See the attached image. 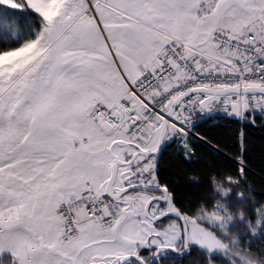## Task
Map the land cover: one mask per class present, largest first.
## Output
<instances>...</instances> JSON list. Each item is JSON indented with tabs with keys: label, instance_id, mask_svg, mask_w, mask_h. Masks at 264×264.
Here are the masks:
<instances>
[{
	"label": "snow or ice",
	"instance_id": "obj_1",
	"mask_svg": "<svg viewBox=\"0 0 264 264\" xmlns=\"http://www.w3.org/2000/svg\"><path fill=\"white\" fill-rule=\"evenodd\" d=\"M12 57L0 264H264V0H0Z\"/></svg>",
	"mask_w": 264,
	"mask_h": 264
},
{
	"label": "trees",
	"instance_id": "obj_2",
	"mask_svg": "<svg viewBox=\"0 0 264 264\" xmlns=\"http://www.w3.org/2000/svg\"><path fill=\"white\" fill-rule=\"evenodd\" d=\"M195 127H198L201 129V131H211V126L204 124L203 121L199 122Z\"/></svg>",
	"mask_w": 264,
	"mask_h": 264
},
{
	"label": "rangeland",
	"instance_id": "obj_3",
	"mask_svg": "<svg viewBox=\"0 0 264 264\" xmlns=\"http://www.w3.org/2000/svg\"><path fill=\"white\" fill-rule=\"evenodd\" d=\"M49 14L51 15V14H54V13H52L51 10H50ZM14 59H15V57L0 59V67H2L6 63H11Z\"/></svg>",
	"mask_w": 264,
	"mask_h": 264
}]
</instances>
